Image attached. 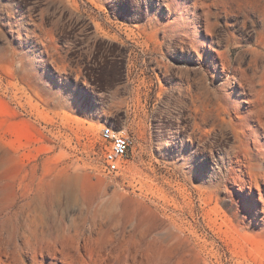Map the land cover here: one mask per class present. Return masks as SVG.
<instances>
[{
    "label": "rangeland",
    "instance_id": "rangeland-1",
    "mask_svg": "<svg viewBox=\"0 0 264 264\" xmlns=\"http://www.w3.org/2000/svg\"><path fill=\"white\" fill-rule=\"evenodd\" d=\"M263 26L246 0H0V222L25 262L39 236L115 264L125 224L185 264H264ZM105 124L135 136L121 173Z\"/></svg>",
    "mask_w": 264,
    "mask_h": 264
},
{
    "label": "bare ground",
    "instance_id": "bare-ground-1",
    "mask_svg": "<svg viewBox=\"0 0 264 264\" xmlns=\"http://www.w3.org/2000/svg\"><path fill=\"white\" fill-rule=\"evenodd\" d=\"M246 2L247 4L249 3L250 7H253L254 9H256L261 13V15L263 16V24H264V0H246ZM189 23L190 22L182 23V25L178 27L179 30L181 32H184V34L189 35L188 32ZM261 33H264V26L263 29L261 30ZM102 130H105L106 132H117V133H124L126 131L124 129H117L110 124H105L102 127ZM4 215L7 214H3V216ZM8 228L11 229L12 237L10 239L9 237L8 238L6 237ZM16 231L17 229L15 224L11 225V227H8L5 221L0 222V264H27L25 262L26 261L25 258H23V254L25 251L24 247L13 241V238H15L14 236H16L15 235ZM114 231H115L114 238L116 242L121 244L120 247H118V249L112 250L109 253L111 257L112 256L114 257L111 260L116 261L115 264H185V260H184L185 258H183V256L174 257L175 254L180 253V249H179L180 245L174 246L173 244L170 245L163 244L161 246L163 247L162 249L152 248V246L150 245H147L146 248L143 247L131 248V246H129L128 244L129 243L131 244L132 242L153 244L159 240L166 239L164 237H159V236L150 237L152 231L147 226L144 225L130 226L125 224H117L114 227ZM167 231H168L167 228H162L159 230V233H166ZM18 237L20 238V236ZM35 239H36L35 242H31L30 239H28L27 241V245H29V249L32 251L31 253L33 255L32 264H42L41 261L39 260L38 253H42L44 255L51 253L55 258H58L59 257L58 255L61 254L62 257L66 260V264H81L80 261L81 259H77L78 256L80 255L78 248L75 250L74 253H71L66 246H63L61 249H58L56 245H48V246L45 245L43 243V239L40 238L39 236H36ZM94 264H110V263L106 262V260L104 259L100 261L95 260Z\"/></svg>",
    "mask_w": 264,
    "mask_h": 264
},
{
    "label": "built area",
    "instance_id": "built-area-1",
    "mask_svg": "<svg viewBox=\"0 0 264 264\" xmlns=\"http://www.w3.org/2000/svg\"><path fill=\"white\" fill-rule=\"evenodd\" d=\"M103 166L107 174L121 173L127 167L126 160L135 144V136L127 127L124 133L101 130Z\"/></svg>",
    "mask_w": 264,
    "mask_h": 264
}]
</instances>
